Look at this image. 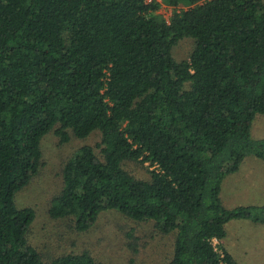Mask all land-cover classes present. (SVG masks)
Listing matches in <instances>:
<instances>
[{"label":"trees","instance_id":"trees-1","mask_svg":"<svg viewBox=\"0 0 264 264\" xmlns=\"http://www.w3.org/2000/svg\"><path fill=\"white\" fill-rule=\"evenodd\" d=\"M183 38L192 47L177 58ZM260 112L264 0H0V264H100L86 249L44 260L28 236L34 209L15 202L45 133L63 143L94 130L63 162L51 216L86 230L115 207L173 235L163 264H235L211 240L233 217L264 221V204L220 198L247 152L264 157L250 136Z\"/></svg>","mask_w":264,"mask_h":264},{"label":"rangeland","instance_id":"rangeland-1","mask_svg":"<svg viewBox=\"0 0 264 264\" xmlns=\"http://www.w3.org/2000/svg\"><path fill=\"white\" fill-rule=\"evenodd\" d=\"M158 11L168 17L171 7L162 2ZM191 47L192 39L183 38L175 46L174 55L186 57ZM250 136L253 140L264 138V112L257 113L252 120ZM98 139V130L85 138L71 135L63 143L58 142L51 131L42 136L43 164L15 193L18 206L34 209V218L28 227L30 241L41 251L44 260L63 252L86 249L100 264H163L172 253L174 239L171 233L157 230L153 220L136 221L117 208L109 207L100 211L88 229L76 230L71 217L50 215V200L62 184L63 162L79 145L94 144ZM128 165L139 175H146L141 164L132 161ZM220 196L221 202L229 208L264 204V157L253 150L247 152L238 170L222 178ZM224 233L236 264H264V221L233 217L225 223Z\"/></svg>","mask_w":264,"mask_h":264},{"label":"crops","instance_id":"crops-1","mask_svg":"<svg viewBox=\"0 0 264 264\" xmlns=\"http://www.w3.org/2000/svg\"><path fill=\"white\" fill-rule=\"evenodd\" d=\"M236 170H238V168ZM220 198H221V196H220ZM229 220H231V219H229ZM228 221H226V223ZM225 235L226 234L224 233V235L218 241L231 254V256L233 257V259L235 261V264H236V258H235L234 254H233L232 247L229 245V242H227Z\"/></svg>","mask_w":264,"mask_h":264},{"label":"built area","instance_id":"built-area-1","mask_svg":"<svg viewBox=\"0 0 264 264\" xmlns=\"http://www.w3.org/2000/svg\"><path fill=\"white\" fill-rule=\"evenodd\" d=\"M219 238H217V237H212V244H213V246H214V248L215 249H219V247H218V244H219ZM221 263H222V261H221Z\"/></svg>","mask_w":264,"mask_h":264}]
</instances>
